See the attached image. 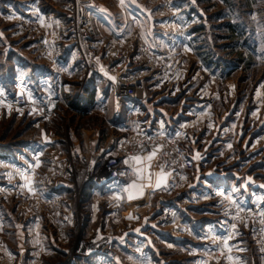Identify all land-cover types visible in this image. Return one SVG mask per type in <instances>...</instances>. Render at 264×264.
Instances as JSON below:
<instances>
[{
	"label": "rangeland",
	"instance_id": "obj_1",
	"mask_svg": "<svg viewBox=\"0 0 264 264\" xmlns=\"http://www.w3.org/2000/svg\"><path fill=\"white\" fill-rule=\"evenodd\" d=\"M37 1L46 10L43 24L25 14L23 0H0V87L16 94L19 73L18 93L28 100L9 110L0 98V264H230L226 251L202 238L212 233L231 236V254L242 264H264V0H125L124 7L119 0ZM129 1L151 18L137 20ZM93 2L109 7L123 29L110 31L93 18ZM25 39L34 46H24ZM24 54L50 73L42 95L37 78L24 80ZM121 54L123 66L143 71L140 101L123 107L133 112L122 132L112 126L109 87ZM45 57L67 70L55 74ZM85 91L103 94L84 103L87 115L71 107ZM141 127L155 130L163 146L150 162L151 181L132 169L123 175L121 166L123 180L114 184L123 182L122 194L92 201L90 192L105 186L110 172L109 158L96 156L94 146L105 149ZM163 134L191 161L180 177ZM37 154L42 163L31 168ZM162 166L168 186L155 188ZM17 169H30L35 193L21 187ZM133 180L146 187L129 199ZM62 184L68 187L58 189ZM218 192L232 193L253 214L237 221ZM106 244L109 254L100 252Z\"/></svg>",
	"mask_w": 264,
	"mask_h": 264
},
{
	"label": "built area",
	"instance_id": "obj_2",
	"mask_svg": "<svg viewBox=\"0 0 264 264\" xmlns=\"http://www.w3.org/2000/svg\"><path fill=\"white\" fill-rule=\"evenodd\" d=\"M86 26H89V24H86ZM110 56L111 55L108 54V58ZM117 58L120 59V63L118 64V66H115L112 69V71L117 70L118 79L115 80L114 82L111 81V85L109 87H110V92L113 93L114 98L116 100L114 118L119 121L118 131L122 132L123 125H125L126 123L124 122L125 116L123 113V107L129 105L134 101H140V87L138 86V83H139V78L141 77V73H143V71L135 70V67L133 69H131V67L128 69L127 65L123 66V54L118 55ZM45 59L47 63L53 67L52 69H54L55 74L61 75L63 73L64 66L61 64V62H59L57 59H52L48 57H45ZM138 59L139 56L134 57L133 63H137ZM92 71H95V69L91 70L90 73ZM92 77H96V75L92 74L89 78L92 79ZM92 80H94V78ZM0 98L3 100V102H5V104L8 107L10 105L12 108L24 107L28 101L27 96L24 93H18L12 95L0 94ZM131 112L132 110L128 111V113ZM155 133H156L155 130L151 132L150 130H147V127H141L136 131H134L133 134L130 135L129 137H125V136L113 137L112 140L108 142L106 148L103 151L104 156L109 158L108 169L110 170V172L108 173L107 176L108 178L104 180L102 184H105V186H111L115 182H120L122 178L121 158L122 157L127 158L129 156L137 154L140 151L153 150V148L157 146V136H156L157 134ZM163 135L164 136H162V138L169 140V144L167 147V155L174 156L177 159L176 164L178 165L179 169L176 173L177 174L176 177H180L182 171L181 168L191 166V161L188 159L185 151L179 149V147L176 145L177 140L175 139L172 140V138L170 136L168 137L167 134H163ZM253 212L254 210L252 208H248L239 214V218H236V213L234 214L233 217L237 221H243L244 218H246V216H251ZM100 252L104 254L110 253L107 244L104 246L102 250H100Z\"/></svg>",
	"mask_w": 264,
	"mask_h": 264
},
{
	"label": "crops",
	"instance_id": "obj_3",
	"mask_svg": "<svg viewBox=\"0 0 264 264\" xmlns=\"http://www.w3.org/2000/svg\"><path fill=\"white\" fill-rule=\"evenodd\" d=\"M23 1L25 2V6H26V8L24 9L25 10V14L26 13H30V15L34 16V18L37 19V20H39V22H40L39 17L40 16H43L44 17V22H45V19H46V17H45L46 16L45 15L46 14V10H44L39 5V3H38L37 0H23ZM93 5H95L97 7H93ZM129 5L133 7L132 9L130 8L131 9L130 11H131V15L132 16L133 15H136V14L137 15H140V19H137L139 21H141V18H144L145 19V16L147 15V13H145L143 11V7L142 8L139 7V6H141L140 4L138 5V4H135L132 1H129L128 2V6ZM90 8H91V11L93 13V18L99 20L100 22H102L105 25L110 26V31H113V30L115 31V29H117V28L123 29V25L122 24H119L118 26H117V23L115 24V21H116L115 15L116 14H114V12L109 7L102 6L101 4H98L96 2H93L90 5ZM100 8L107 9V12H101V11H99ZM135 22H137V21H135ZM154 33L155 32H153V34ZM162 36H164V34ZM157 38L160 39V37H157ZM22 44L24 46L26 45L28 47H33L34 46V45H32L31 42L27 41L26 39L22 41ZM22 58H23V61L20 62L21 61L20 60L19 63H21V65H23V67H24L23 69L25 70V73H27V75H23L24 76V80H27V79L28 80H31V78H33V77L34 78H37L38 81H39L38 83H39V87H40V91L37 92V93H40L38 95H42V93H43L42 91L45 90V87H46L45 85L49 81V75L48 74H50V73H47L46 70L44 68H42L44 66L38 60H33V58L29 57L27 54H24ZM32 63H33V65H32ZM33 66H35V68ZM25 73H23V74H25ZM20 76L21 75L19 73L16 74V77L14 79L15 81L13 83V88H11V89H13V93L14 92H17L16 94H18V92L20 91L19 88H18L19 86H17L18 85L17 81L19 82ZM37 79H35V80H37ZM29 83H30V81H28V84ZM22 86H25V84L22 85ZM57 93L60 94V90ZM94 94H96V95L98 94V95H100L99 97H103V94H101V92L98 93L97 91H93V92H90V91H87L86 92L85 91L84 95L86 96V98H82L83 101H81L80 103L79 102L72 103V105H71L72 109H74V111H77L79 113L81 112L82 114L87 115L88 112L85 109L84 103H87V102L90 103V102L95 101ZM100 99L103 100V98H100ZM125 109H126V106H125ZM132 112H133V110H132ZM124 113H125L124 116H125V119H126V115H127L128 112L126 111ZM112 120H113V125H112L113 128L118 129V125H116L117 122L114 120V118ZM54 139H60V138L59 137H56ZM93 150H94V153L96 154V156L99 155L102 151H104L103 147H101V146L99 148H97V146H94V149ZM126 159H128V158H125L122 161L123 175H126L127 172L132 169V163H131V161H129V163H125V160ZM122 180H123V176H122L120 182ZM62 186L68 187L65 184H62V185L59 186L58 189H60ZM109 192H113V193H115L117 195L118 194H122V192H123V182L120 185L119 184H112L111 186H103V187L102 186H100V187H97L96 186L90 192V194H92L91 197H90V199L93 201L96 197H99V196H100V198L101 197L102 198H106V196L108 195L107 193H109ZM57 250L58 251H61V252L64 251L61 248H57ZM93 252L95 253L94 250H91L90 251V253H92V254H93Z\"/></svg>",
	"mask_w": 264,
	"mask_h": 264
},
{
	"label": "snow or ice",
	"instance_id": "obj_4",
	"mask_svg": "<svg viewBox=\"0 0 264 264\" xmlns=\"http://www.w3.org/2000/svg\"><path fill=\"white\" fill-rule=\"evenodd\" d=\"M120 6L124 7L125 6V0H119ZM93 7H97L95 5H93ZM139 7H143V6H139ZM99 11L101 12H107V9L105 8H100ZM143 11L145 13H148L149 18H151V13L149 12L148 9L143 8ZM40 23L43 24L44 23V17L40 16ZM133 19H135V17H133ZM185 50L186 51H191L190 48H188L187 46H185ZM67 70V69H64ZM107 74V73H106ZM112 80H115L116 77L112 76L111 77ZM234 87V86H232ZM261 87H264V85H261ZM4 89L3 87H0V94H3ZM257 96L262 95L259 91L256 93ZM28 98L29 100H32V95L29 92L28 93ZM210 107V105H209ZM9 110H11V106L9 105ZM33 112L36 111L35 108L32 109ZM253 115H255V113H253ZM177 135H180V133H177ZM49 138L47 136V134L44 135V140L47 141ZM162 145H157L153 148L152 151H149L147 153V155H132L129 156L128 159L125 160V163H129V161L133 162V168L132 171L133 173L136 175V177L138 178V180H144L145 178H147L149 180V182L151 181V172L148 171L151 168V161L153 159V157H155L157 155V149L158 148H162ZM229 147H231V145H229ZM196 158L199 159L200 158V154L199 152L196 153ZM42 163V161L40 160V154H37L34 158V163L30 166L31 168H37L40 166V164ZM0 164H3V161H0ZM29 170L30 169H17V171H19L21 173V176L24 180V184L21 185V187H25L27 188V190L30 193H35L36 189L35 187H33L34 185V179L32 175H29ZM11 175V174H9ZM170 175V173L165 172L163 170V166L161 167L160 172L157 173V179H156V183H155V188H160L162 186L167 187L168 186V176ZM209 175H211V173H209ZM183 179V177H182ZM249 180H251L252 178L249 177ZM146 187L145 184L142 183H138L137 180H133L128 186H127V190L129 191V199H132V191L135 190L136 192H138L139 194H143V189ZM245 187H247V185H245ZM233 191H238L237 189H233ZM217 195L224 197L225 200H227L229 202V208L226 209V211H228L229 213L231 212V209L234 208L235 209V213H236V218H239V214L244 211L243 208H241L240 204L236 201L235 197L233 196L232 193H228L225 194L224 192H218ZM205 199H207V197H204ZM260 217L262 218V222H264V211H261L259 213ZM130 219L135 218L132 217L131 215L129 216ZM147 221V218H145ZM232 228L235 229L236 225L233 224ZM186 231L188 230L187 228L185 229ZM135 231L139 232L140 229L137 228ZM203 239H211L212 243L216 245V249L217 251H219L221 253V255H224L225 251L227 252V255L225 256V259L227 261L230 262V264H242V261L240 260L239 257H234L231 253H232V246L229 244V240L231 239V236H225V237H221L216 235L215 233H212L211 236L205 235L204 237H202ZM217 241H219L220 243H217ZM169 247H171V245H169ZM137 251H139V249H137ZM130 260L133 259V257H129ZM214 259L219 260L220 257L219 256H215ZM199 264H210V261H201L199 262Z\"/></svg>",
	"mask_w": 264,
	"mask_h": 264
}]
</instances>
